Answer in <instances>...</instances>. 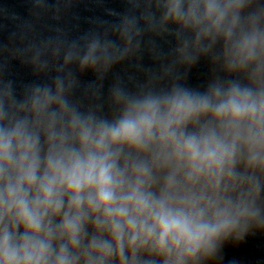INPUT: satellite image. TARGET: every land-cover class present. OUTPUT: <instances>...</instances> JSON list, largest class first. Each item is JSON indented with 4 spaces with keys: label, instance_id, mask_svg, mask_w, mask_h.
I'll use <instances>...</instances> for the list:
<instances>
[{
    "label": "clouds",
    "instance_id": "clouds-1",
    "mask_svg": "<svg viewBox=\"0 0 264 264\" xmlns=\"http://www.w3.org/2000/svg\"><path fill=\"white\" fill-rule=\"evenodd\" d=\"M178 6H173V11ZM216 6L214 4L207 5V15H211ZM188 105L184 101L177 102L176 111L181 108H187ZM229 109L233 115H239L243 109L234 99L229 103ZM225 109L222 107L219 112ZM151 119L147 116L141 117L139 120L125 119L120 126L112 129L110 138L112 141L129 140L138 141L141 131L147 132L151 127ZM108 132H101L100 139L97 141V149H101L105 145V137ZM87 140V134L84 135ZM10 138H0V165L5 169L13 168L12 154L10 152ZM24 151L15 167L19 172V179L14 186L5 184V194L9 201L8 211L15 205L17 209L18 222H22L26 227V234H37L40 230L41 222L47 213L49 206H54L53 210L59 212L60 197L54 199V192L59 193L63 186L66 191L73 193V199L70 201L69 207L79 209L81 207V193L85 190L94 193L95 199L88 197L89 206L94 210L103 209L105 220L111 222L112 231L119 240L121 236V227L123 225L129 231L143 233L147 229L148 234L152 235L157 229L159 230V244L162 246L171 238L175 243L179 244L185 241L188 244H196L205 235L207 225H201L188 218L173 215L165 211L162 207L155 208L143 199L132 193L126 197H118L114 193V187L119 181L113 172V165L109 163L106 153L88 154L85 156L69 155L66 159L61 157L58 159H49L44 175L39 182L40 198H34L31 207L27 202V196L21 194V185L27 183L32 186L36 183L37 162L35 156L29 154L31 148L27 141L24 142ZM188 147L195 154V145L188 144ZM27 160V163H26ZM4 173H0V178L4 177ZM43 209V211H41ZM143 217V219H142ZM149 219L152 221L149 224ZM79 217L69 221L65 217V229L72 233L75 239V233L78 230ZM15 233L13 232V237ZM135 240V236L133 237ZM19 253L16 250V242L13 240L10 247V240L7 232L0 239V264H44L47 252V240L38 243L35 240L22 239L19 242ZM19 257V258H18ZM58 264H64L63 255Z\"/></svg>",
    "mask_w": 264,
    "mask_h": 264
}]
</instances>
